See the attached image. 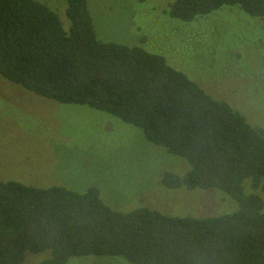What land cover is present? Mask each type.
I'll return each instance as SVG.
<instances>
[{"label":"trees","instance_id":"obj_1","mask_svg":"<svg viewBox=\"0 0 264 264\" xmlns=\"http://www.w3.org/2000/svg\"><path fill=\"white\" fill-rule=\"evenodd\" d=\"M65 1L67 27L41 2L0 0V77L44 101L139 129L186 164L182 174L162 175L167 191H215L235 205L218 217L168 216L111 208L97 187L76 193L0 181V264L44 252L39 264H264V125L250 124L164 57L99 41L88 0ZM234 7L264 21V0H174L167 15L197 23Z\"/></svg>","mask_w":264,"mask_h":264},{"label":"rangeland","instance_id":"obj_2","mask_svg":"<svg viewBox=\"0 0 264 264\" xmlns=\"http://www.w3.org/2000/svg\"><path fill=\"white\" fill-rule=\"evenodd\" d=\"M36 1L69 26L65 0ZM173 1L88 0L87 5L99 41L164 57L209 95L244 113L250 124L264 125V21L234 7L181 24L167 15ZM183 162L106 113L44 101L0 77V181L76 193L97 187L106 205L122 211L147 207L200 218L231 213L235 204L224 203L215 191H167L160 185L164 173L182 174ZM48 256L28 253L24 264ZM68 264L123 263L72 259Z\"/></svg>","mask_w":264,"mask_h":264}]
</instances>
